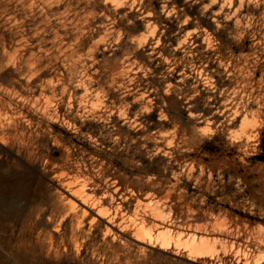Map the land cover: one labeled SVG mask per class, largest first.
Listing matches in <instances>:
<instances>
[{
    "label": "rangeland",
    "instance_id": "374dc122",
    "mask_svg": "<svg viewBox=\"0 0 264 264\" xmlns=\"http://www.w3.org/2000/svg\"><path fill=\"white\" fill-rule=\"evenodd\" d=\"M109 1L0 0V178L71 264H219L193 239L264 264V0Z\"/></svg>",
    "mask_w": 264,
    "mask_h": 264
},
{
    "label": "bare ground",
    "instance_id": "6f19581e",
    "mask_svg": "<svg viewBox=\"0 0 264 264\" xmlns=\"http://www.w3.org/2000/svg\"><path fill=\"white\" fill-rule=\"evenodd\" d=\"M34 1V0H33ZM89 1V0H88ZM106 1V0H104ZM111 1V0H110ZM109 1V2H110ZM127 1V0H124ZM27 2V1H26ZM96 2V1H95ZM94 2V3H95ZM99 2V1H98ZM112 2V1H111ZM8 3V2H7ZM106 3V2H105ZM108 3V1H107ZM115 3V2H112ZM41 4V3H40ZM117 4V2H116ZM115 4V5H116ZM119 4V2H118ZM122 4V3H121ZM120 4V5H121ZM100 5V4H99ZM10 7V6H9ZM120 7V6H118ZM5 8V7H4ZM117 8V7H116ZM122 8V7H121ZM95 9V8H94ZM120 9V8H119ZM1 10V9H0ZM4 10V9H3ZM2 12V11H1ZM5 12V11H4ZM3 12V13H4ZM22 12V11H21ZM92 12V11H91ZM8 14V12H6ZM35 15V14H34ZM11 16V15H10ZM32 16V15H29ZM8 17V16H7ZM26 17V16H25ZM37 17V16H36ZM18 19V18H17ZM20 20V19H19ZM18 22V20H17ZM70 22V21H68ZM81 22V21H80ZM91 22V21H90ZM88 22V23H90ZM8 23V22H7ZM39 23V22H38ZM78 23V22H77ZM63 24V23H62ZM81 24V23H80ZM11 25V24H10ZM53 25V23H52ZM64 25V24H63ZM62 25V26H63ZM67 25V24H66ZM65 25V26H66ZM23 24L21 25V27ZM20 27V28H21ZM114 28V27H113ZM10 29V28H9ZM13 30V29H12ZM17 30V29H16ZM37 30V29H36ZM57 30V29H56ZM8 32V31H7ZM58 32V30H57ZM53 33V31H52ZM56 33V32H55ZM60 33V32H59ZM22 35V34H21ZM3 36V34H2ZM1 36V37H2ZM0 37V38H1ZM26 37V35H25ZM30 37V36H29ZM39 38V37H38ZM20 39V38H19ZM3 40V39H2ZM7 40V39H6ZM15 41V39H14ZM81 41V40H80ZM24 42V41H23ZM29 42V41H28ZM59 42V41H58ZM6 43V42H5ZM17 43V42H16ZM31 43V42H30ZM4 45V44H3ZM9 45V44H8ZM12 45H14L12 43ZM55 45V44H54ZM23 46V45H22ZM28 47V46H27ZM102 47V46H101ZM4 47H1V49ZM7 48V47H5ZM32 48V47H31ZM34 48V47H33ZM32 48V49H33ZM57 49L56 47H54ZM19 50V49H18ZM45 50V49H44ZM47 50V49H46ZM22 51V50H21ZM31 58V57H30ZM53 58V57H52ZM55 59V58H54ZM33 60V59H32ZM131 61V59H130ZM17 62V61H16ZM132 63V62H131ZM18 64V63H17ZM126 65V64H125ZM27 66V65H26ZM17 67V66H16ZM127 68V66H126ZM19 69V68H18ZM125 69V68H124ZM123 70V69H122ZM22 71V70H21ZM125 71V70H124ZM2 74V73H1ZM127 76V74H126ZM36 79V77H35ZM22 80V79H21ZM44 80V79H43ZM81 80V79H80ZM24 81V80H23ZM32 81V80H31ZM45 81V80H44ZM35 82V81H34ZM47 82V81H46ZM79 82V81H78ZM28 83V82H27ZM36 83V82H35ZM32 84V83H31ZM63 85V84H62ZM67 85V84H66ZM83 85V83H82ZM124 85V84H123ZM12 87V86H11ZM16 87V86H14ZM20 90V89H19ZM21 92V91H20ZM70 92V91H69ZM28 93V92H27ZM27 95V94H26ZM70 96V95H69ZM35 97V96H34ZM26 98V97H25ZM26 100V99H25ZM19 101V100H18ZM21 102V101H19ZM17 102V103H19ZM58 102V101H57ZM56 102V103H57ZM1 103V102H0ZM4 101L2 102L3 105ZM8 104V103H7ZM23 105L24 103L21 102ZM20 104V105H21ZM50 104V101L48 99L45 100L44 105ZM6 105V104H5ZM4 105V106H5ZM43 105V106H44ZM57 105V104H56ZM71 105V104H70ZM2 107V106H1ZM32 107V106H31ZM26 108V107H25ZM24 108V109H25ZM29 108V107H28ZM46 108V107H45ZM1 110V108H0ZM5 110V109H4ZM27 110V109H26ZM31 110V109H30ZM45 113H47V109L44 110ZM6 112V111H5ZM37 112V111H36ZM9 115V114H8ZM19 116V114H16ZM22 116V114H20ZM7 116V115H6ZM10 116V115H9ZM14 116V115H13ZM19 116V117H21ZM38 117V116H37ZM13 118V117H12ZM25 118V117H24ZM23 117L19 119V121L14 122L13 129H17L18 126L20 129L16 130V133H20L21 141L19 143V152L26 151L29 155V157H32L35 151V148L37 146V140L41 138V134L33 129L35 126V122H30L25 120ZM41 118V117H40ZM13 122V121H12ZM60 122V121H59ZM71 124V123H70ZM38 125V124H37ZM40 127V126H39ZM72 127V126H71ZM6 137V136H5ZM13 138V137H12ZM2 139V136H1ZM0 139V140H1ZM2 141V140H1ZM3 141H6V138L3 139ZM55 141V140H54ZM58 141V140H57ZM8 142V141H7ZM46 142V141H45ZM58 143V142H57ZM8 144L5 142V145ZM67 150V149H66ZM63 157V156H62ZM67 157H65L66 159ZM62 159V158H61ZM64 159V161H66ZM68 160V159H67ZM69 161V160H68ZM30 162V161H29ZM46 163V162H45ZM68 163V162H66ZM32 164V163H31ZM35 165V164H34ZM46 166V165H45ZM61 166V164H60ZM66 165L65 167H67ZM72 167V166H71ZM64 168V167H63ZM62 170V169H61ZM64 170V169H63ZM25 172V171H24ZM62 172V171H61ZM70 173V172H69ZM77 174V173H76ZM62 175V174H61ZM60 175V176H61ZM69 175V174H68ZM59 176V177H60ZM66 176V175H65ZM70 176V175H69ZM68 176V177H69ZM74 176V175H73ZM69 179V178H67ZM81 179V177H80ZM78 179V180H80ZM84 178L82 177L81 180ZM80 180V181H81ZM86 181V180H85ZM84 181V183H85ZM78 183V181H77ZM87 183V181H86ZM37 184V183H36ZM83 184V181L82 183ZM19 184H17L16 180L7 181L0 178V264H71L67 261H65V254H67V243L63 242L64 236H62V242H54V235L53 234H47L44 235L43 232L37 231V228L40 226V222L34 220L35 210H33L34 206L32 205L31 200L29 199V195H22L17 192L19 189ZM61 188L64 190L66 194L70 196L69 199H67V207L68 210L77 216L79 212H82L83 215H86L88 212H94L97 216L101 217L98 211H96L95 206L91 204L88 201V198L90 197L91 191L93 189L89 190L86 186V184L82 187L76 188L73 187L71 182L69 180H63L60 184ZM88 186V185H87ZM89 187V186H88ZM93 193V192H92ZM94 194V193H93ZM92 194V195H93ZM102 197V196H101ZM103 198V197H102ZM15 199L18 201L23 200L24 203L22 205H17ZM61 201V199H60ZM110 201V200H107ZM59 203V202H58ZM108 203V202H107ZM109 204V203H108ZM107 205V204H106ZM59 214L62 212L56 209ZM157 210V208H156ZM39 212V211H38ZM54 213V212H53ZM40 214V213H39ZM65 219V218H64ZM38 220V219H37ZM77 220V218H76ZM75 220V221H76ZM45 221V220H44ZM74 219L72 220V223L75 222ZM50 223H53L54 220L51 219L49 221ZM62 222V221H61ZM112 219L106 220V228L108 231H111V227L113 226ZM62 223H60V226ZM47 226V224H46ZM58 227V226H57ZM142 227V226H141ZM139 229V231H143V228ZM54 228V227H53ZM72 228H74V225H72ZM54 230V229H53ZM79 230V229H78ZM138 231V230H137ZM138 231V232H139ZM63 232V231H62ZM70 232V231H69ZM158 233V232H157ZM65 234V233H64ZM163 236V241L168 239V236L161 233L159 231L158 237ZM138 238V237H137ZM172 238V237H170ZM67 239V238H66ZM150 239V238H149ZM154 239V238H151ZM157 239V237H156ZM180 239V238H179ZM137 240V239H136ZM145 240V239H143ZM177 240V239H175ZM66 241V240H64ZM138 241V240H137ZM146 241V240H145ZM150 241V240H149ZM154 242L156 240H153ZM160 241V240H159ZM186 241V240H185ZM189 241V240H188ZM153 242V243H154ZM158 242V241H157ZM166 242V241H164ZM178 242H181L178 240ZM140 243V242H139ZM161 243V242H160ZM168 243V242H167ZM184 242H181V245ZM186 243V242H185ZM184 243V244H185ZM150 244L152 242L150 241ZM183 244V245H184ZM189 245V259L196 258L198 255L212 258V260H216L219 262V264H249L247 261H243L245 258H240L231 256L227 257L226 253H220L217 251L215 245H210L211 243H208L204 239L200 240H191V242H187ZM186 244V246H187ZM180 245V243H179ZM178 245V246H179ZM73 246V245H72ZM169 244H160V247L165 249H169ZM177 248L179 249V247ZM156 247V246H154ZM75 248V246H74ZM176 248V249H177ZM175 249V250H176ZM187 250V249H186ZM71 251V250H70ZM250 251V250H249ZM178 252V251H177ZM176 252V254H177ZM241 252V251H239ZM245 252V251H244ZM236 253V252H235ZM234 253V254H235ZM180 254V253H179ZM245 253L244 255H246ZM178 255V254H177ZM79 256V255H78ZM81 256V255H80ZM230 256V254L228 255ZM241 256V255H240ZM64 259V261L62 260ZM208 259V258H207ZM252 259V258H251ZM253 260V259H252ZM251 261V260H250ZM253 263V261H252Z\"/></svg>",
    "mask_w": 264,
    "mask_h": 264
}]
</instances>
